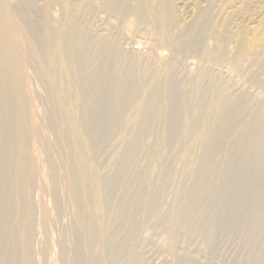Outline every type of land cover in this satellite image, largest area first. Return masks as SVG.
Masks as SVG:
<instances>
[{"label":"rangeland","instance_id":"obj_1","mask_svg":"<svg viewBox=\"0 0 264 264\" xmlns=\"http://www.w3.org/2000/svg\"><path fill=\"white\" fill-rule=\"evenodd\" d=\"M114 1L0 14V264H264V0Z\"/></svg>","mask_w":264,"mask_h":264},{"label":"bare ground","instance_id":"obj_2","mask_svg":"<svg viewBox=\"0 0 264 264\" xmlns=\"http://www.w3.org/2000/svg\"><path fill=\"white\" fill-rule=\"evenodd\" d=\"M170 2H171L170 0H167L165 4L163 3L160 5H153L149 3L148 1H145V5H146L145 12L146 14H149V15H153V16L156 15L159 19L158 26H157L158 28H153L156 32L155 33L156 42L159 45L175 47L177 44L173 39L168 37V31H167V28H168L167 25H169V16H168L169 12H168L167 5H169ZM121 3H122L121 0H115L114 3H112V6L108 5L106 7H103V11L109 13L110 16L114 17L115 19L125 22V20L127 21L128 17H126L125 15H122L123 10L119 8ZM7 4H8L7 0H0V14L3 13L7 15V10H8ZM172 12H173V9H172ZM5 20L7 19L5 18ZM127 22L129 24H133V22H131L129 19ZM69 23L68 25L65 24L66 26L60 27L59 32L58 31L50 32L52 35V39L55 42V46H54V49L56 50L55 52L57 53L60 52L62 56L66 55V57H67V53L71 45L69 36H72V30H73V26ZM133 27L135 26L133 25ZM0 28H1V35H2L1 48H2V54H3V61L5 62V64H7V67H5L4 69L6 72L8 70L11 72L12 70L11 73L13 75H16L20 72V69L18 67H15L11 63L18 61V57L16 55L18 54V50L14 48V47H18V44H17L18 35L16 34L15 27H13L11 24L8 25V23L4 21L3 18L0 19ZM128 45H130V43H128Z\"/></svg>","mask_w":264,"mask_h":264}]
</instances>
